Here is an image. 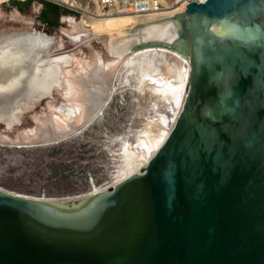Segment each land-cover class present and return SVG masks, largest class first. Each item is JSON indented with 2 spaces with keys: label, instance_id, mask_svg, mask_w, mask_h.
I'll use <instances>...</instances> for the list:
<instances>
[{
  "label": "water",
  "instance_id": "obj_1",
  "mask_svg": "<svg viewBox=\"0 0 264 264\" xmlns=\"http://www.w3.org/2000/svg\"><path fill=\"white\" fill-rule=\"evenodd\" d=\"M153 47L190 65L168 137L106 192L49 201L0 189V264H264V0L194 2L97 33L0 7V143L83 127L121 61Z\"/></svg>",
  "mask_w": 264,
  "mask_h": 264
},
{
  "label": "rangeland",
  "instance_id": "obj_2",
  "mask_svg": "<svg viewBox=\"0 0 264 264\" xmlns=\"http://www.w3.org/2000/svg\"><path fill=\"white\" fill-rule=\"evenodd\" d=\"M4 6L32 7L29 2L0 5ZM32 12L34 15L33 7ZM39 13L65 29L90 31L82 25L80 15L65 13L50 5ZM136 60L130 63L132 66L123 60L117 66L112 77V95L105 102L103 115L86 129H78L74 135L50 147H43L42 143H0V188L34 198H65L89 194L106 183H113L122 163V139L127 137L135 145L143 129L157 135L156 124L161 115L171 126L178 111L174 103L156 91L138 90L144 67ZM144 60L152 65L149 59ZM153 62L162 73L168 67L176 72L183 67L166 50L158 52Z\"/></svg>",
  "mask_w": 264,
  "mask_h": 264
},
{
  "label": "bare ground",
  "instance_id": "obj_3",
  "mask_svg": "<svg viewBox=\"0 0 264 264\" xmlns=\"http://www.w3.org/2000/svg\"><path fill=\"white\" fill-rule=\"evenodd\" d=\"M182 11H183V7L181 6L176 9L153 13L145 17H136L133 15H116V16H105V17L93 16L90 18L82 17L80 21L82 22V25L84 24L85 28L86 26L89 28L91 33L108 32V31L128 30V29H131L139 25H144L148 23L170 19V18H173L175 15H177V13L178 14L182 13ZM164 50L166 49L156 48V47L141 49V50L132 52L127 57H125L123 61L124 62L127 61L129 62L128 64H130V63H133L135 59H138L136 61H139L140 64L144 67V69L142 70V74H141L143 79L140 82L138 90L145 91L146 89H149L151 91H156V93L160 94V96L163 97L166 101H170L174 103L178 111H177V114H175L176 115L175 118H173L171 121V126L167 118L161 115L157 124L155 123L159 129L157 135H154V134L151 135V132H149L146 129H143L141 131V136L137 138L135 145H133V143H131L127 137L125 139H122L121 141L122 147L120 148L121 149L120 150L121 152L120 161L122 163L118 171L115 174V177L112 181L113 183L111 182L106 183L103 187L94 189L89 194H85V195H81L77 197H65V198H44L43 197L42 199L49 200V201L82 199L84 197H87L88 195H94L100 192H106L108 188L114 187L115 185L124 181L128 177L132 176L133 174L140 173L139 170L155 154V152L158 150V148L162 145V143L165 141V139L170 134L173 128V125L175 124V121L179 115L180 108H181L182 101H183L184 94H185L186 84H187V78H188L190 65L187 64V62L182 57L177 55L176 53L166 50L170 54L174 55L179 60V62L182 64L183 67L178 72L168 67L167 72L162 73L159 67L154 64L153 57H155V55L158 52L164 51ZM145 58L150 60V63L152 64L151 66L149 64H146L144 60ZM164 64H166V62H164ZM132 65L130 64L127 66H132ZM150 67H152L153 70ZM111 95H112V89L110 91L109 98L111 97ZM105 107H106V103L103 104V106L97 111V113L92 117V119L85 126L79 129L81 130L86 129V127H88L96 119L101 117V115H103V111ZM76 132L77 131L73 133H76ZM73 133H71L68 136L70 137L74 135ZM66 139H64L63 137V139L61 138V139H58V141L56 140L57 142L55 143H52V142L42 143L41 146L50 147L53 145H57L61 141H64ZM18 148H22V146ZM34 199H38V198H34Z\"/></svg>",
  "mask_w": 264,
  "mask_h": 264
},
{
  "label": "built area",
  "instance_id": "obj_4",
  "mask_svg": "<svg viewBox=\"0 0 264 264\" xmlns=\"http://www.w3.org/2000/svg\"><path fill=\"white\" fill-rule=\"evenodd\" d=\"M207 0H0V5L12 2H29L35 11L40 12L44 6L59 8L65 13H73L82 17H105L116 15H147L183 7L190 3L203 4ZM98 12V13H97Z\"/></svg>",
  "mask_w": 264,
  "mask_h": 264
},
{
  "label": "trees",
  "instance_id": "obj_5",
  "mask_svg": "<svg viewBox=\"0 0 264 264\" xmlns=\"http://www.w3.org/2000/svg\"><path fill=\"white\" fill-rule=\"evenodd\" d=\"M16 3V2H15ZM18 3V2H17Z\"/></svg>",
  "mask_w": 264,
  "mask_h": 264
}]
</instances>
